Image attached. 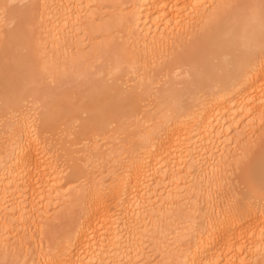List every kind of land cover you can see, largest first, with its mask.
I'll return each mask as SVG.
<instances>
[{"label": "bare ground", "instance_id": "bare-ground-1", "mask_svg": "<svg viewBox=\"0 0 264 264\" xmlns=\"http://www.w3.org/2000/svg\"><path fill=\"white\" fill-rule=\"evenodd\" d=\"M14 1L0 0V6ZM82 1L81 8L74 7L77 5L76 0L39 1L42 5V14L47 19L44 20L43 30L47 33L50 40L48 44L52 47L64 45L66 42L71 43L77 32L83 30L81 27L87 28L90 25V29L93 28L91 26L96 17L95 12L90 13L93 0ZM104 1L102 5L105 4ZM121 1L109 2L108 0L106 3L112 4L109 6L118 5L117 8L120 9L118 11H121L122 8L124 9ZM127 1L131 11L123 20L125 28L131 33L130 47L137 52L141 49L142 52H146L145 57L153 60L154 57H159V61H162L169 55H176L172 62L163 67V72H159L161 77L165 72L163 77L165 80L161 78L162 86L157 87L160 80L144 79L153 84V87H149V90L138 88L126 93L122 85L126 84L128 79L125 81L127 77L123 76V79L122 76L119 77L122 73L121 64L119 60H116L106 75H104V69L99 70L101 80L98 81L97 89H92L94 91H90L91 95L83 93V95L86 94L84 98L86 102L82 100L81 93V100L79 96L80 101L75 100L77 103H73L67 92L66 94L62 92L60 96L56 93L57 96L53 95L51 101L47 100V103L45 102L41 107L43 112L39 116L37 135L41 138L40 134L48 133L50 138L52 137L50 133L54 135L57 132L54 133V131L59 128L61 132L64 125L67 129L66 124L70 125L69 122L72 119L77 121L75 118L78 117L80 108L89 116L84 126L90 129H101L107 125V122L110 126V119L116 121V123L112 122L115 124L125 118L134 120L140 113L139 99L136 96L139 91L144 90L143 92L151 96L150 98L155 99L153 105L155 110L145 117L147 125L145 124L140 136L143 140L141 150L127 162L121 174L111 176L106 189L102 187L104 184L96 179L98 181L94 180L91 188L87 193H81V197L78 190L69 194L73 202L83 201L82 199L86 201L84 217L77 228L57 245L53 253L34 259L36 255L28 256L29 253H26L28 248L32 249L37 244L36 241V244L30 242V245L35 244L31 248L25 242L26 240L24 241L25 237L17 238L19 240H15L18 241L16 244H19L25 253L24 259L22 258L25 264H137V261L143 262L142 258L145 254L143 249L150 239L149 231L153 229L151 234L154 235L156 230H159L157 228L161 227L158 222L165 226L166 221H170V215H174V218L178 216L179 210L184 209L180 208V204L185 200L183 191H180V185L177 186L180 183L176 181L178 178L175 180L179 182L177 185L173 182L175 185L166 187L163 191L161 189L158 194L155 190L153 195L151 191L150 194L148 192L151 182L157 176H166V171L169 173V170L177 174L182 171H186L185 174L192 171L193 174L200 161L210 160L213 142L219 143L223 140L226 142L229 139L234 141V138H239V142L243 138L245 142L250 133L254 131L259 133L258 131L264 126V56L261 54L264 48V22L261 18V0H241L234 1L235 3L228 0V2L219 0V2L216 0ZM209 4L211 10L207 11L208 8L205 7L209 6L210 9ZM222 4L240 7L224 11L219 7ZM11 9L13 8H10L9 12L13 15ZM9 15L6 17L8 23L12 17L15 20L21 17L20 13H18L19 18L16 17L17 14L10 15L11 17ZM17 28V31L12 28L13 32L5 30L9 33L6 32L5 38H2L5 46L4 49L2 48L3 51H0V127L2 128L0 130H3L0 135H8L6 138L4 136L0 138L2 142L0 143V202L11 199L13 202H10L17 205L18 212L14 215L17 222L12 228L20 236L22 232L25 236L28 234L26 237L28 238L31 236L29 235L31 230L34 231L40 227L41 222L40 224L38 222V227L36 225L38 219L46 221L51 219L53 210L50 201L58 197L62 199L60 202L63 204L65 202L63 198L66 196L63 195L65 193L62 192L63 187L60 184L62 182L61 178L57 177L59 173L56 167L55 169L49 167V158L42 155L46 149L42 146L43 150H39L37 140L35 141L36 134L32 135V129L28 126L31 116L37 114L35 106L33 107L36 111L34 115L30 112L29 116L27 111L25 112L27 115L24 114L25 101L29 97L36 101V95L39 96L42 84L39 81L40 77L38 78L39 71L33 69L34 64H30L34 61L29 60L34 49H30V46H26L27 50L25 49L26 34L21 33L22 31H18ZM20 34L25 35L20 37ZM74 39L76 41V38ZM184 40L190 41L180 44ZM78 44L80 43L76 41L72 46L78 47ZM159 53L162 55H158ZM34 58L37 57L34 56ZM105 78H111V80L107 81ZM25 81L28 83L26 86L38 81L41 89L38 90L35 86L38 91L34 88L27 89V87L24 90ZM110 84L116 86L109 87ZM44 97L48 95L42 94L43 99L40 97L36 103H33L37 105L40 99L44 100ZM38 110L40 112V109ZM4 120L10 121L7 123ZM71 124L76 125L72 122ZM48 135L41 139L44 141ZM232 143L238 144V141L235 139ZM225 145L226 143L222 144L224 147ZM228 145H226L227 148ZM218 158L211 161L214 164H222L223 157ZM249 163L252 170L242 185V193H245L246 199L241 198L240 195L232 205L225 208L220 217L214 221L207 219L208 221L203 224L202 232L197 228L198 226L192 228L197 217L191 214L185 217L180 211L181 216L175 218L178 220L170 227L173 229L171 236L174 238H170V240L173 239L172 248L163 244L166 240L162 243L159 237L156 239L160 242L156 248L157 252L162 254L164 245L166 246L165 253L161 255V264H264V200L261 199V186L264 185V144L254 151V156ZM221 167L219 171L226 168L223 165ZM178 176L175 175V178ZM214 181L220 183L217 178ZM192 188L191 185L190 190H186L189 196H191ZM201 190L196 192L199 194L197 196H201V199L203 197L207 206L212 204L214 197L218 196H216V190H206L207 192L203 191L204 193ZM148 195L151 196L147 198ZM6 196L9 198L5 199ZM43 198L44 202H50V205H45L39 200V205H44L41 206L42 210H39L41 207L38 208L37 203H34ZM193 198L194 196L190 200L192 205ZM11 207L13 208V205ZM1 213L3 212L0 209ZM131 216L137 222L135 227H131ZM28 217L31 220L32 218L37 220L30 221ZM146 217H149L152 223L156 222L149 225L153 228L150 230L148 227V231L146 227L148 224L144 226L142 224ZM13 222L7 223L12 225ZM2 224L3 221L0 222L1 227ZM4 226L6 229V224ZM1 227L0 248L9 250L10 246L16 245L15 241L9 246L8 242L11 240L7 235L8 231H4L3 228L2 230ZM165 235L167 237V234ZM155 242L153 243L156 244ZM131 243L135 244L130 246L135 247L134 249L128 248V245H133ZM147 258L146 260H149ZM169 260L172 263L167 262Z\"/></svg>", "mask_w": 264, "mask_h": 264}, {"label": "rangeland", "instance_id": "rangeland-1", "mask_svg": "<svg viewBox=\"0 0 264 264\" xmlns=\"http://www.w3.org/2000/svg\"><path fill=\"white\" fill-rule=\"evenodd\" d=\"M39 1L40 0H17V1L15 0L13 3L11 2V4L13 5L11 7V8H13V9H11V10H13V15L17 14L16 17L19 18L18 13H20L21 17L19 18V20H21V22L19 20H15V18L12 17V19L10 18L11 21L9 20V23H8V21H7L8 18H6V17L9 14L10 15L12 14L11 12H9V10L7 12V15L5 17L1 18V19H3V21H1V19H0V51L2 50V48L4 49V46H5L4 42L2 41V38L3 37L5 38L6 32H8L9 30H10L9 32H11L13 30L12 28H14L15 31H17L16 27H18L17 28L18 31L21 30L22 31L21 33L25 32V34H26V36L24 37L27 40V41H24L27 44L26 45L24 43L25 49H26V46L27 47L30 46L29 47L30 49H32V48L34 49L33 50L34 52L31 54L30 59H29L30 62H33V61L34 62L33 63L29 62V63L31 65L34 64L33 67H35V68H33V69L34 70L37 69L39 71V72L38 71H36V72L39 73L38 78L40 77L39 81H41L42 86L41 85L40 86L42 87V89L38 86V84H39L38 81H36L37 83L35 82L36 85H35V83H33L32 85H28L29 88H28V86H26L28 83L25 81L24 90H26V87H27V89H33L34 88L35 90H37V87H38V90H40V89L41 90H40V93L38 92L39 96L37 97L38 94L36 95V98L37 99H39L40 97L42 98V94H43V96L48 95V97H46V98L44 97V100L40 99V103H37V105L34 104V103H36L37 99H35L36 101H34V98L29 97L30 100L28 98V100L25 101V103H26V104H24L25 106L23 107V109H25L24 114L27 115V113L29 114L31 112V114L34 115L37 111V114H35L36 116L35 115L31 116L32 118L29 119L31 121H29L28 126L30 127V129H32L31 134L32 135L36 134L35 135L36 137L35 136L34 137H35V141L37 140L36 144H37V146H39L38 147L39 150L42 151L43 148L46 149V151L44 153H42V155H44L46 158H49L48 159L49 167H52V169H55V167H56V171H57V173H59V175L57 177H60L61 179L60 178L59 179L62 182V183H60L61 186L63 187L62 192L65 193L63 195L66 196L65 198H63L65 200V202L63 204L61 203L62 199L61 198L59 199L58 197H55L54 200L52 199V201H50L51 205L49 204L50 202H48V203L46 201L44 202V198H43V200L38 199L37 202L35 201L34 204L37 203L38 208H40L41 206H44V205H41V206L39 205V200H41L43 202V204H45V205L47 204V205L52 206L53 212L51 213L52 217L49 221L48 220L46 221L45 219H44L45 221L43 219H42L43 221L41 219H40L41 221L39 219H38V221H36L37 220L36 218H34V219L32 218V220H35L37 222V224H36L37 227H38V222H39V224L41 222V224L39 225L40 227H38L36 230L35 229H34V231L31 230V233H29V235H31V236H29L30 238L29 237L26 238L28 234H26V236H25L24 232L21 233L24 236H22V235L20 236V234H17L13 231V228L15 227L16 222H17V221H15L16 219H15L14 215L16 214V212H18V207H17V205H15V203H12L13 200L7 199V198H9L10 195L8 194L9 196L8 197L6 196L5 199H7V200H5V201L2 200L3 202L2 201L0 202V203H2V204H0V205H2V206H0V209H1V212H3L0 214V216H1L0 218L2 219V220L0 219V222L2 223V221H3L2 227L1 226L0 227H1V229L2 228L4 229L5 228L4 225L6 224V229H4V231H8L7 235L9 236V239L11 240V242L10 241L8 242V245L9 246H10V244L13 245L14 241L19 240L21 237H23V238L25 237L24 241L26 240L25 242L28 243L27 245L30 246L31 248L33 247V245H35L37 243L35 245L36 247L34 246L35 249H34V247L32 249L28 248V250H27L28 252L26 253V254H28V253L30 254V255L28 254V256H35L36 255L35 257H33L34 259L41 258V256H47L48 254L53 253V251L56 250L57 245L63 239H65L69 235V233H72L77 228V226L79 225L81 220L83 219L84 211H85V208L87 205L86 201H84V199H82L83 201L73 202V200L70 198L71 196H69V194L72 191L78 190L79 191L78 193L81 197L82 194L87 193V191L91 188V186L93 185L92 183H94L93 182L94 180H95V182L98 180L101 181L104 184L102 187L104 189H106L108 187L107 185H109V180H110L111 176L113 174H116V175L121 174L123 172L124 168L126 167L127 162H129V160L134 156L135 153L140 152L142 144H143V140L140 139V136L143 133L145 124L147 125V121H146L145 117H146V115L152 113L155 110V106H153L155 103V99L150 98L151 96H148L147 93H144L143 92L144 90L142 92L139 91L138 95L136 96L137 99H139V106H140V113H138V116L135 117L134 120L133 119L126 120V118L125 119L122 118L123 120L121 119L122 121H120V119H119L120 123L117 122V124H115L116 121L110 119L111 120V121L109 120V124L111 123L110 126L108 125V122H107V125L105 127H102L101 129H97V128L90 129V127L86 128L84 126V122H88L89 116H87L88 114L85 113V111L79 107L80 108V110L78 112L79 115H78V117L75 118L77 121L75 122L74 119L71 120V122L75 123L76 125H73V124H71V122H69L70 125L66 124V128L68 130L65 129V125L64 126L62 125L64 128L62 127L61 132H60V128H59V130H55L54 133L56 131L57 132L54 135H52V133H50L52 136L50 138H49L50 135H48V133L45 135L40 134L41 138H43L44 136L46 137L48 135V137L45 139V140H47L46 143H45V140L43 141V139L39 138V136L37 135V131H38L37 128L39 127L38 121H40L39 116L43 112V110L41 109L42 105L45 102L47 103V100L51 101L50 99L53 98V95H54V97H56L57 94H58V96L62 95L61 94L62 92H63V94H66V92H67L69 95V98H71L70 101L73 100L72 101L73 103H75L76 101L77 102L80 101L82 98L81 95H83V93H89L90 94V93H92L90 91H94L92 89H94V88H95V90L97 89L98 84H99L98 81L101 80L99 70L104 69L105 70L104 75H106L108 73V71L112 68L113 63L116 60L117 61L119 60V62L121 64V67H120L121 72L123 73V74L122 73L119 74V77L122 76L121 78L123 79V76H125V77H127L126 79H124L125 81L127 79H128L127 81L130 80L128 83L126 81V84L124 83L122 85V87L126 93H130V92H132V90H136L138 88H139V90H142L141 88H143V89L148 88V90H149V87H153V84H151L150 82H146V80H144V79L151 80V81L160 80V84H159V86H157V87H160V85L162 86V84H163L162 83L163 80H161V78L164 77L165 72L162 75L163 77H161V75H159V74L163 72V69H164L163 67L166 64H168L169 62H172L176 56L175 54H172V55H174L172 58V55H169L168 57L165 58V60L164 59H162V61L160 60L161 61V63H160L159 57H157V58L154 57V60H153L149 57H145V55L147 56V54H145L146 52H142L141 49L139 50L140 52H137L130 47L131 33H129L127 28H125L126 25L124 24V20H123V18L127 17L129 12L131 11V8L128 5L129 3L127 0L121 1V4H123V7H124V9L122 8L121 11H118V10H120L119 8H117L118 5L116 7L114 5L109 6L112 4L108 5L106 3L108 0L107 1L106 0L105 1L104 0H100V1L99 0H93L91 3L92 6H90V10L92 12L89 11L90 13H93V14H94V12L96 13V17H95L94 22L91 26V28L92 27L93 28L90 29V25L87 26V28H84L86 26L81 27L83 30H80L81 32L78 31L77 35L75 37H73V39L76 38L77 43L79 42L80 44H82L81 47H80V44L77 45L78 47H76L75 45L72 46L73 42H76V41H74L75 39L74 40L72 39L73 41L71 40L72 44L70 42H66V43H64V45L61 44L62 46L59 45L57 47H52L50 44H48V42H50V40H48V37L46 35L47 33L44 32V30H43V26H45L44 20H47V19H45L43 14H42L43 13L42 12V5ZM79 1H82V0H78V2L76 0L75 4H77V5L74 6L75 8H76V6L79 8H81L83 6V1L82 2H79ZM102 1H104L106 5L105 4L102 5ZM111 1H113V0H109V2H111ZM216 1H218V0H216ZM219 1L220 2H222V1L238 2L241 0H228V1L227 0H219ZM127 5H128V7H127ZM74 7H73V9H74ZM116 8H117V10H116ZM205 8L206 9L208 8L207 11H209V10H211V5H210V9H209V6L205 7ZM204 11H206V10H204ZM13 15H11V16H13ZM23 18H25V19H23ZM12 20H14L15 22L14 21L12 22ZM25 26H26V29H25ZM195 29L197 30L196 27H195ZM5 30H8V31H5ZM22 35L20 34V37H22ZM186 41L188 42L190 40H186ZM186 41L184 40L180 44H182V43L184 44ZM62 47H64V48H62ZM77 48L81 51L80 52L76 51V50H78ZM158 55H162V54L159 53ZM34 56H36L37 58H34ZM158 61H159V64H157ZM126 73L131 74L132 76H129ZM24 76H27V75H24ZM105 79H107V78H105ZM138 79H140V80H138ZM109 80H111V78L107 79V81H109ZM142 80H144V81H142ZM107 81L105 80L106 83H107ZM132 81H135V82L131 84L130 82H132ZM22 84L24 85V80H23ZM23 85H22V87H23ZM30 86H32V87H30ZM35 86H37V87L35 88ZM108 86L109 87H115L116 85L110 84ZM87 89H90V90L88 92L84 91ZM44 93H45V95H44ZM40 94H41V96H40ZM144 94H146V95H144ZM84 95H83L82 100H84V98L86 97V94H84ZM79 96H80V100H79ZM136 97H135V99H136ZM143 99H145L146 101ZM84 101H83V103H84ZM143 101H145L146 104ZM41 102H42V104H41ZM32 103L34 105H32ZM83 103H81V105H83ZM143 104H145V105L143 106ZM34 106L37 107V109ZM33 107L36 111L33 109ZM30 109H31V111H30ZM38 109H40V112ZM26 111H27V113H25ZM32 111H34V113H32ZM80 111H82V112H80ZM31 114H29V116ZM81 114H83V115L81 116ZM85 114H86V116H85ZM80 116H81V118H80ZM77 118H79V119H77ZM4 121H6L8 123L10 120L9 121L4 120ZM4 121H3V126L5 124ZM112 122H115V123H112ZM69 127H70V129H69ZM262 127L263 128L260 131H258L259 133H257V131L256 132L254 131V133H256V134H254L253 132L250 133L251 135L249 134L250 136H248L247 141L245 140V142H244L243 138L241 139L240 142H239V138L238 139L234 138V141L236 139L238 141V144L237 143L231 144V142H234L233 139L226 140V142H224L225 140H223L219 143L213 142L212 143L213 148H212V152H211L212 156L210 157V160L209 159H208V161L204 160V162L200 161L197 164L196 171L193 172V174L191 173L192 171L191 172L188 171L186 174H185L186 171L185 172H183V171L178 172V174L180 173L179 176H181V178L179 179L177 172L172 171V170L170 171L169 169H167V170H169V173H168V171H166V176L165 175L160 176V177L157 176L158 178L156 177L155 180L153 179L154 181H152L151 182L152 184H150L151 188L148 190L149 194L151 191V195H153V192L155 190L157 191L156 193L158 194V192H160L161 189L163 191V189H165L166 187L168 188L172 185H175V184L177 185L180 182L177 186L180 185L181 190L180 189L179 190L183 191V195H184L183 198L185 199L184 200L182 198V194H181V198H182L181 200L182 201L184 200V201L182 202V204H180L181 205L180 208L182 207L184 209L179 210V212H178L179 215L176 216L175 218H179V216H181L180 211H181L182 215L185 217H187L186 215L191 214V215L197 217L196 221H194V224H193L194 227L192 226V228H195L198 226L197 228L200 229V231H201L203 229L204 222L208 221L207 219H209V220L211 219L212 221H214L216 218L220 217L219 215L221 213H223V211H225L230 205H232V203L235 202L239 198L241 193L243 192V190H242L243 181L246 178V176H248L250 171L252 170L249 162L251 161L252 157L254 156V151H256L257 148L260 147L262 144H264V126H262ZM0 129H2V128L0 127ZM1 131H3V130H0V133H1ZM3 136H4L3 134L0 135V138H3ZM7 136L8 135H6L4 137L6 138ZM37 136L39 139L37 138ZM38 142L40 143V145ZM222 142H224V143H222ZM0 143H2V142L0 141ZM215 143H217V144H215ZM225 143H226V145L230 144V145H228L229 146L228 148L225 145L226 149L224 146H222V144H225ZM42 146H43V148H42ZM50 153H52V154H50ZM218 157H220V158L223 157V160H221L222 164L221 163H219V164L213 163L214 159H219ZM211 160H213V161H211ZM56 162H58V163H56ZM212 164L215 165L216 167L213 166ZM222 165L225 166L226 168H225V170L219 171L222 168L221 167ZM174 173H176V174H174ZM175 175H177L178 177L175 178ZM206 176H208V177H206ZM216 178H217V181L220 180V183L214 181V179L216 180ZM96 179H98V180H96ZM90 180H92V181H90ZM175 180L179 181V182L177 183ZM194 180H197V181H194ZM221 180H222V182H221ZM156 181H157V183H156ZM158 183H160V184H158ZM189 184L192 185V187H193L192 190L194 189L193 191L191 190V196H189L187 193V191L190 190L189 188H191V185H189ZM217 186H219V187H217ZM199 190H201L202 193H204L206 190H208V191L209 190L210 191L216 190L217 191L216 196L217 195L218 196L214 197L215 200H213L212 204L208 205L209 206L208 207L207 205H205V202H204L205 200H203V197L201 199L200 198L201 196L200 197L197 196L198 193H196V192H198ZM180 193H182V192H180ZM186 193H187V197H186ZM150 196L148 195L147 198ZM193 196H194V198H193L194 203L192 205L191 204L192 201H190V200H191V197H193ZM195 196H196V200H195ZM197 197L199 199H197ZM56 198L58 200H56ZM10 201H12V202H10ZM59 202H60V204H59ZM12 205H13V208L11 207ZM7 208H8V210H7ZM39 210H42V207ZM13 212H15V213H13ZM11 217H13L12 218L13 220H11ZM131 218H132V216H131ZM148 218L146 219L147 222L145 220V222L142 223L143 226H144V224L145 225L148 224V225H146L147 231H148V227L150 230L153 228V227L151 228L149 226V225H151L152 221L149 220L150 218L149 219ZM173 218H174V215H172V216L170 215V217H169L170 221L167 220L166 221L167 224L165 223V226L162 224L164 227L161 225L160 222L157 221V220H159L157 218L156 221L162 227V228L159 227L157 229H159V230L161 229V231L159 232V230H156V233H154V235L151 234L153 229L151 231H149V233L151 234V235L149 234L150 239H148V242L146 241L147 245L144 246L145 250L143 249V251H144L143 253H145L144 256L147 255L148 258L143 256V258H142L143 262L137 261L136 262L137 264H139V263L140 264H161V262H162L161 261V255L163 254V252L165 253V251H164L165 247L170 246L169 248H172L171 246H173V239L174 238L171 236L172 235L171 230H173V229H170V227L172 226L173 222L178 220V219H175V218L173 219ZM17 219H18V217H17ZM28 219H30V221H32L30 217H28ZM133 220H134L133 218L130 220L132 222V223L130 222L131 227L132 226L135 227L137 225V222H135V220L134 221ZM7 222H9V223L13 222V223H12V225L11 224L8 225ZM14 223H15V225H14ZM154 223L156 224V222H154ZM154 223H152V224H154ZM7 226H8V228H7ZM12 226H13V228H12ZM7 229H9V230H7ZM166 230L168 232H165ZM159 233L161 234V237H160ZM9 234H11V235H9ZM165 234H167L168 238L166 237ZM158 237L160 238L159 241H161L162 243L164 240H166V241L168 240L167 243H165L166 241L163 243V244H166V246L164 245V250L162 251V254L157 252V250H156L158 243H160L158 240H156V239H159ZM17 238H19V239H17ZM152 238L155 240H153ZM170 238H173V239L170 240ZM181 240H182V238H181ZM24 241H23V244H24ZM35 241H36V243H35ZM30 242H34L35 244L32 243V245H30ZM153 242H155L156 244H154ZM16 243H18V241H15V244ZM131 244H133V245H128L129 247L128 246L127 247L129 249H132V248L134 249L135 247L131 248L130 246H135V244L134 243H131ZM28 246H25V247H28ZM160 246H158V248ZM84 248H85V246H84ZM24 255H25V253L22 250V248H20L19 244H16L15 246H10L9 250H7L5 248H0V264H25L24 260H23ZM152 257H154V258L152 259ZM146 258L149 260H146ZM144 259L146 262L144 261ZM159 260H160V262H159ZM171 261H173V260H171ZM167 262L172 263V262H170V260Z\"/></svg>", "mask_w": 264, "mask_h": 264}, {"label": "snow or ice", "instance_id": "snow-or-ice-1", "mask_svg": "<svg viewBox=\"0 0 264 264\" xmlns=\"http://www.w3.org/2000/svg\"><path fill=\"white\" fill-rule=\"evenodd\" d=\"M13 5L11 3L5 4L3 6H0V18L4 17L7 15L8 10L12 7ZM221 9L224 11H227L232 8H237L240 7L239 5H233V4H222L219 6ZM261 18L262 22H264V0H261ZM262 56H264V48H262L261 52ZM241 198L246 199L245 193H241ZM261 199L264 200V185L261 186Z\"/></svg>", "mask_w": 264, "mask_h": 264}]
</instances>
